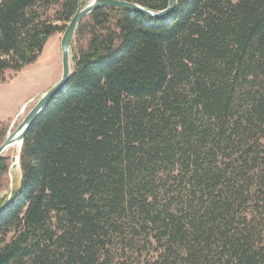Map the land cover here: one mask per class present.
<instances>
[{"label": "trees", "instance_id": "obj_1", "mask_svg": "<svg viewBox=\"0 0 264 264\" xmlns=\"http://www.w3.org/2000/svg\"><path fill=\"white\" fill-rule=\"evenodd\" d=\"M80 1H0V83ZM71 54L0 203V264H264V0L98 8Z\"/></svg>", "mask_w": 264, "mask_h": 264}, {"label": "rangeland", "instance_id": "obj_2", "mask_svg": "<svg viewBox=\"0 0 264 264\" xmlns=\"http://www.w3.org/2000/svg\"><path fill=\"white\" fill-rule=\"evenodd\" d=\"M62 36L63 33L52 36L34 63L18 73L8 72L7 78H12L0 83V120L8 123V131H4L3 140L22 122L41 95L61 77ZM19 151L20 148L12 146L3 154L8 158L9 169L0 182V203L8 200L19 183Z\"/></svg>", "mask_w": 264, "mask_h": 264}, {"label": "water", "instance_id": "obj_3", "mask_svg": "<svg viewBox=\"0 0 264 264\" xmlns=\"http://www.w3.org/2000/svg\"><path fill=\"white\" fill-rule=\"evenodd\" d=\"M87 2L85 6H80L77 12L72 17L69 25L62 36V75L61 77L38 99L33 108L27 113L22 122L9 134L0 144V157L4 152L16 143H20V151L18 160L22 149L23 140L26 136L27 130L31 123L45 110L51 100L67 87L72 73L73 61L71 57V47L73 39L82 21L98 8H124L132 12H139L151 19H164L168 22L171 14L175 9L178 0H169L166 8L161 10L151 9L142 6L138 3L127 0H81L80 2Z\"/></svg>", "mask_w": 264, "mask_h": 264}, {"label": "bare ground", "instance_id": "obj_4", "mask_svg": "<svg viewBox=\"0 0 264 264\" xmlns=\"http://www.w3.org/2000/svg\"><path fill=\"white\" fill-rule=\"evenodd\" d=\"M13 146L20 148V143H16V144H14ZM11 147H12V146H11ZM11 147H10V148H11Z\"/></svg>", "mask_w": 264, "mask_h": 264}]
</instances>
